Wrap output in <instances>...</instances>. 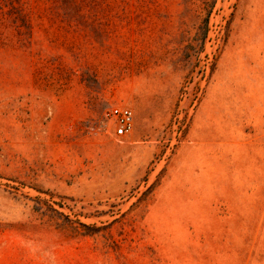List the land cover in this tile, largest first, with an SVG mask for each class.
<instances>
[{
  "label": "rangeland",
  "instance_id": "rangeland-1",
  "mask_svg": "<svg viewBox=\"0 0 264 264\" xmlns=\"http://www.w3.org/2000/svg\"><path fill=\"white\" fill-rule=\"evenodd\" d=\"M0 264H264V0H0Z\"/></svg>",
  "mask_w": 264,
  "mask_h": 264
},
{
  "label": "built area",
  "instance_id": "built-area-1",
  "mask_svg": "<svg viewBox=\"0 0 264 264\" xmlns=\"http://www.w3.org/2000/svg\"><path fill=\"white\" fill-rule=\"evenodd\" d=\"M106 116L113 122L116 136L125 137L133 132L135 116L131 107L113 106Z\"/></svg>",
  "mask_w": 264,
  "mask_h": 264
}]
</instances>
